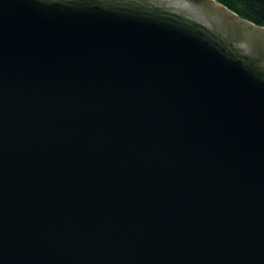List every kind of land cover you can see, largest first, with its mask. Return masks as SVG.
Returning a JSON list of instances; mask_svg holds the SVG:
<instances>
[{"label": "water", "instance_id": "obj_1", "mask_svg": "<svg viewBox=\"0 0 264 264\" xmlns=\"http://www.w3.org/2000/svg\"><path fill=\"white\" fill-rule=\"evenodd\" d=\"M0 264H264V26L0 0Z\"/></svg>", "mask_w": 264, "mask_h": 264}, {"label": "trees", "instance_id": "obj_2", "mask_svg": "<svg viewBox=\"0 0 264 264\" xmlns=\"http://www.w3.org/2000/svg\"><path fill=\"white\" fill-rule=\"evenodd\" d=\"M241 17L264 26V0H216Z\"/></svg>", "mask_w": 264, "mask_h": 264}]
</instances>
